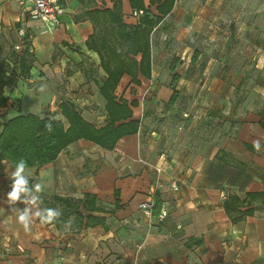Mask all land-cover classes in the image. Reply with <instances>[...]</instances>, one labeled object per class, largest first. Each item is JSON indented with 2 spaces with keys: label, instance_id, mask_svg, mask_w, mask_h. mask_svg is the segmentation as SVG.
I'll return each instance as SVG.
<instances>
[{
  "label": "crops",
  "instance_id": "crops-1",
  "mask_svg": "<svg viewBox=\"0 0 264 264\" xmlns=\"http://www.w3.org/2000/svg\"><path fill=\"white\" fill-rule=\"evenodd\" d=\"M57 1L63 13L50 27L30 19L19 1L0 0V34L23 30L33 57L29 74L4 86L0 121L59 116L67 127L58 109L65 101L102 127L107 74L87 42L98 43L103 22L95 26L86 13L111 9L114 0ZM160 2L142 0L150 18L160 16ZM121 11L127 27L137 24L130 0ZM108 38L122 54L118 36ZM148 43L149 76L138 72L135 83L124 73L114 91L139 122L137 133L110 150L77 140L54 161L26 170L31 187L43 185L41 201L94 199L92 210L79 204L80 231L70 216L52 224L35 219L25 232L12 209L26 205L6 203L13 168L0 160V264H264V203L248 199L260 194L264 201V96L255 91L264 88V0H175ZM153 189L167 210L161 222L139 210ZM230 198L244 204L227 213ZM247 209L252 213L233 220ZM88 215L103 222L85 228Z\"/></svg>",
  "mask_w": 264,
  "mask_h": 264
},
{
  "label": "trees",
  "instance_id": "trees-1",
  "mask_svg": "<svg viewBox=\"0 0 264 264\" xmlns=\"http://www.w3.org/2000/svg\"><path fill=\"white\" fill-rule=\"evenodd\" d=\"M121 1L114 0L111 9L93 10L86 13L93 20L95 26L96 23L103 22L99 23V28H97V35L101 34V38L97 41L98 43H96L94 38H91L87 42V46L98 50L101 65L107 74L100 87V93L106 101L107 124L95 128L81 117L72 104L65 101L58 105V109L66 121L67 127L64 126L62 121L54 120L52 121V130L49 132L45 127L49 122V118H40L32 114L15 116L4 123L0 121V160H8L13 169L15 162L20 159H25L28 167L39 166L54 161L61 150L77 140H87L101 148L110 150L120 138L137 133L139 122L132 119V112L126 102L116 101L114 91L120 77L124 73L130 75L135 83L138 82L136 80L138 72L149 76V34L153 26L171 11L175 0H162L156 8L160 16L154 19L149 17L142 0H130V5L134 10L143 12L139 16L137 24L133 27H127L123 23ZM111 34H116L122 42V46L125 47L122 54L116 53L112 47L107 45L108 35ZM26 37H24V40ZM96 44L99 45V49ZM101 49H105L107 54L103 55L100 53ZM139 53L141 54V59L140 62H137L134 56ZM11 54L18 66L19 75L25 78L29 74L33 60L29 52L28 41H24L20 54L15 51H12ZM129 55H132V57H128ZM8 68L9 65L7 63L0 62V107L8 100L7 97L3 96L4 86L13 82L6 76L5 72ZM170 71L174 73L173 67H171ZM174 78H176V75H173ZM134 104L131 103V105ZM261 125L264 128L262 122ZM29 186L31 187L30 182ZM248 199H260L261 203H264L260 194L248 195ZM50 200V203H48L45 199H42V208H55L62 213L53 223L56 221L65 222L70 216H74L73 226L76 232L81 230L83 222V217L78 212L79 204L81 203L85 210H92V204H94V199L88 196H85L82 201L56 196ZM249 200L246 204L250 203ZM243 204L244 202L230 198L224 204V207L226 212L230 213V211L236 212L237 208L243 206ZM160 207V200L157 195H154L153 213L157 214ZM95 209L99 210L101 208ZM251 213L252 209H247L233 220ZM102 222L103 219L88 215L85 218L84 227L94 226Z\"/></svg>",
  "mask_w": 264,
  "mask_h": 264
},
{
  "label": "clouds",
  "instance_id": "clouds-1",
  "mask_svg": "<svg viewBox=\"0 0 264 264\" xmlns=\"http://www.w3.org/2000/svg\"><path fill=\"white\" fill-rule=\"evenodd\" d=\"M45 86H41V91H44ZM260 95L264 96V88L257 87L255 89ZM59 116L49 117V122L46 124V130H52V121L59 120ZM261 140L253 141V148L259 152L261 151ZM6 164V162H5ZM28 164L25 159H20L15 162L13 171L9 176L11 183V190L7 193L6 203L14 205L21 202L26 207L22 210L13 208L12 211L17 213V222L23 227L25 232L31 230V225L35 219H38L41 224H52L61 216V212L55 208H41L42 203L40 196L44 188L42 184H35L34 187L29 186L30 176L27 174ZM146 207V205H145Z\"/></svg>",
  "mask_w": 264,
  "mask_h": 264
},
{
  "label": "built area",
  "instance_id": "built-area-1",
  "mask_svg": "<svg viewBox=\"0 0 264 264\" xmlns=\"http://www.w3.org/2000/svg\"><path fill=\"white\" fill-rule=\"evenodd\" d=\"M21 5L24 6V10L28 17L32 20H40L50 27H54L59 23V16L63 13V10L57 0H17ZM143 14L141 10L134 11L133 16L139 17ZM26 33L23 30L18 31L19 39L21 43L18 48H20L24 41L30 39L29 36L26 37ZM24 37L26 39L24 40ZM159 172V170H157ZM157 183L154 185V189ZM171 188L177 190V185L172 183ZM154 189L148 195V198L139 204V210L149 218L155 217L157 221L161 222L167 216V210L164 207H160L157 214L153 213L154 208ZM146 205V207H145Z\"/></svg>",
  "mask_w": 264,
  "mask_h": 264
},
{
  "label": "rangeland",
  "instance_id": "rangeland-1",
  "mask_svg": "<svg viewBox=\"0 0 264 264\" xmlns=\"http://www.w3.org/2000/svg\"><path fill=\"white\" fill-rule=\"evenodd\" d=\"M20 43L21 40L18 36H3L0 34V62L7 63L9 65L8 70H6V74L10 79H15L19 76V70L16 63L14 62L11 52H21L22 46L20 48L17 47L20 45Z\"/></svg>",
  "mask_w": 264,
  "mask_h": 264
}]
</instances>
